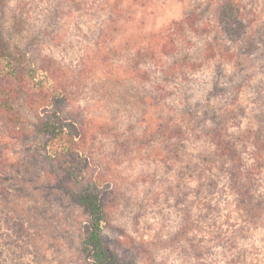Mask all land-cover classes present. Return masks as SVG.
<instances>
[{
    "label": "rangeland",
    "instance_id": "1",
    "mask_svg": "<svg viewBox=\"0 0 264 264\" xmlns=\"http://www.w3.org/2000/svg\"><path fill=\"white\" fill-rule=\"evenodd\" d=\"M221 1L6 0L0 7L11 46L28 50L71 91L65 115L82 130L87 177L109 180L112 222L147 241L141 264H264V221L242 220L228 184L212 200L194 164L166 160L163 129L178 124L194 161L213 149L199 131L216 124L228 128L248 164L256 162L254 135L264 148V0H236L251 23L250 39L261 46L253 55L220 34ZM9 85L16 87L0 81V186L11 192L8 208L33 232L29 262L89 264L79 252L85 217L56 186L57 164L34 131L38 109L6 93ZM260 177L264 193V167ZM199 183L206 186L201 194ZM232 231L234 249L226 242Z\"/></svg>",
    "mask_w": 264,
    "mask_h": 264
},
{
    "label": "trees",
    "instance_id": "2",
    "mask_svg": "<svg viewBox=\"0 0 264 264\" xmlns=\"http://www.w3.org/2000/svg\"><path fill=\"white\" fill-rule=\"evenodd\" d=\"M5 4L6 0H0V7ZM216 22L222 37L231 44H238L243 54L253 55L260 49V44L250 39L251 23L243 16L236 0L220 2ZM16 29L18 32L25 29L22 18L16 19ZM5 80L16 87L9 85L4 91L10 95L13 92L18 98L23 97L25 102L38 109L34 131L43 138L41 149L44 156L57 164L58 173L54 177L56 186L83 211L85 220L81 226L80 255L89 264H141L144 255L149 252L147 241L137 240L124 227L112 222L113 193L109 180L104 175L87 177V167L83 160L87 155L80 145L82 130L65 115L68 101L72 98L71 91L55 84L51 74L36 65L28 50L21 46L13 48L4 36L0 20V81ZM168 127L163 130L168 133L167 139L170 140L166 154V160L171 159L170 164L180 163L181 167L184 164L185 169L194 164L192 169L199 170V179L209 180L212 200L221 186L228 184L236 195V208L242 220L254 225L264 221V193L260 190L264 148L261 144L257 146V135H254L258 141L252 153L256 162L248 164L241 154V146L231 137L228 128L218 124L202 128L199 131L202 133L200 137L208 138L213 149L209 153H197L194 161L184 150L188 139L187 130L179 124ZM173 155L177 158L174 161ZM5 173L0 171V183L4 182ZM205 187L199 183L198 194ZM10 193L6 185L4 188L0 186V258L8 264H30L25 246L33 241V232L23 218L8 208ZM4 223L5 226H2ZM212 225L217 227L215 222ZM240 230L241 235L246 233L244 223ZM110 231L116 232V236H112ZM234 233L232 231L226 241L233 249L237 248Z\"/></svg>",
    "mask_w": 264,
    "mask_h": 264
}]
</instances>
